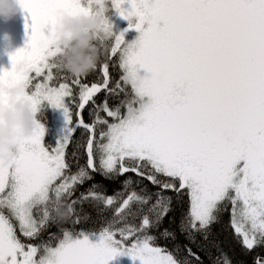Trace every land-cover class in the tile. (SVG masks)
<instances>
[{
	"label": "snow or ice",
	"instance_id": "snow-or-ice-1",
	"mask_svg": "<svg viewBox=\"0 0 264 264\" xmlns=\"http://www.w3.org/2000/svg\"><path fill=\"white\" fill-rule=\"evenodd\" d=\"M128 2L131 10L124 7ZM21 3L33 22L30 42L11 55L12 69L0 72V80H21L15 65L27 62L32 75L25 83L34 108L47 102L62 109L66 127L54 148L45 147L46 130L39 127L31 139L20 142L21 154L12 168L5 170L0 163V264H110L123 255L140 264H203L194 251L202 249L198 237L208 240L211 225L229 205L230 225L242 245L249 251L264 246V0H110L140 32L135 43L127 44L123 32L116 35L112 25L106 29L107 50L112 57L119 55L122 70L114 87L108 62L100 65L98 79L88 83L87 77L65 74L56 59L58 17L90 12L94 0ZM134 17L138 23L132 25ZM139 69L151 73L139 90L143 99L134 101L142 124L126 120L120 107L108 103L109 96L128 95L127 76ZM101 92L106 95L98 104L95 97ZM90 104L95 119L87 123L82 113ZM78 128L87 134L79 145L87 159L72 174L67 148ZM96 172L105 178L134 174L139 179L129 177L123 191L111 196L90 190L71 199L75 186ZM144 180L157 191L132 187ZM167 193L175 194L176 203L187 197L188 205L179 224L187 243L174 250L159 246L151 234L174 211L173 196ZM89 199L113 209L112 219L99 231L64 230L39 244L18 236L19 231L28 240L38 239L56 222L61 200L77 205ZM129 218L140 222L130 224ZM74 222L80 223L78 215ZM161 235L176 239L168 229ZM94 236L98 243L92 242ZM222 256V264H231ZM216 264H221L219 258ZM255 264H264V257L257 256Z\"/></svg>",
	"mask_w": 264,
	"mask_h": 264
},
{
	"label": "clouds",
	"instance_id": "clouds-1",
	"mask_svg": "<svg viewBox=\"0 0 264 264\" xmlns=\"http://www.w3.org/2000/svg\"><path fill=\"white\" fill-rule=\"evenodd\" d=\"M110 0H94L92 11L81 14H64L58 17L55 27V43L58 49L57 62L69 76L86 78L96 71L107 53L111 25L107 13ZM24 13L21 0H0V20L8 22ZM113 31V30H112ZM15 75L21 80L5 78L0 80V163L5 170L12 168L20 157V142L31 139L43 126L38 120L40 109L33 106L26 81L32 75L31 66L20 61L15 65ZM147 76L139 71L127 76V85L134 95L122 102L124 118L142 124L139 105L134 101L143 99L139 90L143 89ZM56 220L71 222L77 217L74 204L61 200L58 204Z\"/></svg>",
	"mask_w": 264,
	"mask_h": 264
},
{
	"label": "trees",
	"instance_id": "trees-1",
	"mask_svg": "<svg viewBox=\"0 0 264 264\" xmlns=\"http://www.w3.org/2000/svg\"><path fill=\"white\" fill-rule=\"evenodd\" d=\"M112 43H114V41H110L109 45ZM103 62H108L111 66V86L114 87L122 76V70L119 68V55L117 54L116 57H112L110 55V47L108 48L106 55L102 58L96 71L87 76L86 82L91 83L98 79V69ZM58 82L60 81H53V84L55 85ZM132 91L133 90L129 87L127 89V96L124 92H120L119 95L109 96V106L112 108L120 107L121 112L123 113V108L121 107L122 102L132 97ZM105 95V92L98 93L95 97L96 102L98 104L102 103L105 99ZM73 111L75 112L74 105ZM82 115L85 119V122L91 123L95 119L93 106L91 104L88 105ZM100 115L103 118L108 119L110 123L113 122L112 118L107 117L106 113L100 112ZM73 120L74 122L76 121L75 115ZM100 127L101 126L98 125V130ZM86 139L87 134L84 129L78 128L73 134L72 142L67 148L66 158L72 163V167L70 169L72 174H75L80 166L86 164L87 157L85 151L82 147H79V145H82L86 142ZM74 153L76 154L75 158L73 156ZM91 175L93 177L91 180H86L83 184H78L75 186L71 199H79L82 193H87L90 190L100 191L105 195L111 196L119 191H123L124 182L129 177H131L133 181L139 179L135 177L134 174H126L125 176H119L115 178H105V176L99 172L92 173ZM94 185L98 187L93 188ZM143 186H147V189L150 192L157 191L155 186L151 185L147 180H144L140 185L135 183L132 185V187L137 191H139ZM167 195L173 196L174 211L170 212L169 215L163 219V222L158 228L152 229L151 234L157 237L156 243L159 246L165 247L169 250H174L177 245H184L187 243V241L184 239V236L179 231L181 216L187 211L188 207L187 197L184 198L183 203H176L175 194L167 193ZM75 207L77 209V215L80 217V223H75V218L68 223H60L56 220V222L49 223V225L44 229V231L41 232L39 238L36 240H28L27 238L23 237L19 231L17 234L25 243L39 244L41 242L49 241L51 234H55L57 237L61 236L64 230H71L74 232H78L80 230L99 231L106 225L108 221L112 219L114 214L113 209H105L100 202L91 199L83 201L82 203L75 205ZM228 207L229 211L221 214L219 222L211 225L208 240H204L203 237H198L200 244L202 245V249L194 247V251H198L203 264H216L217 258L220 259L222 264V253L226 254L227 257L230 258L231 264H255L257 256L264 257V246H259L254 250L249 251L242 245L241 240L237 237L234 229L230 225L231 206L229 205ZM85 217H87V219H85ZM128 222L130 224H138L140 221L138 219L132 220L129 218ZM165 229L175 232L176 239H164L161 234ZM56 242L57 241L55 239L51 240L53 245H55ZM184 255H186V253L181 250L180 258H183Z\"/></svg>",
	"mask_w": 264,
	"mask_h": 264
},
{
	"label": "rangeland",
	"instance_id": "rangeland-1",
	"mask_svg": "<svg viewBox=\"0 0 264 264\" xmlns=\"http://www.w3.org/2000/svg\"><path fill=\"white\" fill-rule=\"evenodd\" d=\"M109 7H110V10L107 13V16L112 25L113 32L116 35H119L120 33L123 32L124 38L127 44L135 43L140 36V32L137 31L134 27H131L130 22L128 20H125L123 17H121L119 13H117L115 9L111 7V4ZM124 7L131 10V3L130 2L125 3ZM23 15H28V17H30V15L25 12L22 13L21 15H18L17 17H21ZM8 22L0 20V23L4 25V28H5L4 30L11 28V23L10 22L8 23ZM5 23H8V24L5 25ZM136 23H138V18L134 17L133 20L131 21V24L134 25ZM145 27H147V25H145ZM50 28L51 26H49L48 29H45L46 35L50 34ZM11 29H15V27H12ZM10 31L13 34H15L14 30H10ZM20 47L21 46L16 45V44H13L11 46L6 44L5 47L0 48V55L3 54V56L7 57L4 59L0 57V72H3L4 70L11 71L12 65L9 64L11 60V55L15 54V52H17L20 49ZM139 73L142 76H147V77L151 76V73L147 72L144 69H139ZM28 91H29V94H31V90L29 89ZM38 120L40 121V123L43 125V127L46 130L45 136L43 137V144L45 145V147H48V148L56 147L61 137L63 136L64 129L66 127V118H65L63 110L54 109L47 102H44L40 106ZM243 164L244 162L242 161L239 165H237V168L242 167ZM91 239L93 243L99 242L97 236H94ZM110 264H140V261L139 260L133 261L130 256L123 255V256H117L116 258H114L110 262Z\"/></svg>",
	"mask_w": 264,
	"mask_h": 264
},
{
	"label": "flooded vegetation",
	"instance_id": "flooded-vegetation-1",
	"mask_svg": "<svg viewBox=\"0 0 264 264\" xmlns=\"http://www.w3.org/2000/svg\"><path fill=\"white\" fill-rule=\"evenodd\" d=\"M23 21H25V23H23ZM8 23H5V25ZM10 23L11 28L15 27V29L8 28L7 30H4V25L0 23V48L5 47L6 44H8L9 46L13 44L19 45L21 46L20 49L26 48L30 42L32 31L30 30V25L33 23L31 18L28 17V15H23L21 17L16 16L11 20ZM10 30H14L15 34H13ZM0 57L2 59L7 58L6 56H3V54H1ZM9 64L12 65L11 60Z\"/></svg>",
	"mask_w": 264,
	"mask_h": 264
}]
</instances>
